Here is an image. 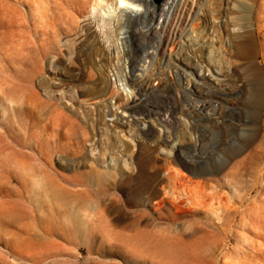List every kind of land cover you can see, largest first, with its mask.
<instances>
[{
	"label": "rangeland",
	"instance_id": "obj_1",
	"mask_svg": "<svg viewBox=\"0 0 264 264\" xmlns=\"http://www.w3.org/2000/svg\"><path fill=\"white\" fill-rule=\"evenodd\" d=\"M90 1L0 0V264H264V0H187L169 60L164 0L118 56Z\"/></svg>",
	"mask_w": 264,
	"mask_h": 264
},
{
	"label": "bare ground",
	"instance_id": "obj_2",
	"mask_svg": "<svg viewBox=\"0 0 264 264\" xmlns=\"http://www.w3.org/2000/svg\"><path fill=\"white\" fill-rule=\"evenodd\" d=\"M186 1L187 0H164L163 3L161 4V7H160V12L158 14H155L153 13L152 14V17H151V26L149 27L150 30H152L153 32H155L156 34V38H154V45L157 43H161L162 41H165V47L164 50L162 51V58L163 59H167L169 60L170 59V52H171V48H172V40L170 38V33L166 34V38L164 37V30L167 29V28H172L175 24L174 23H177V15L180 14L181 12H184V10H186ZM246 3V2H245ZM244 3V4H245ZM249 3V4H248ZM251 2H247L246 4L248 5V7H251L250 5ZM253 3V1H252ZM251 3V4H252ZM190 4V3H189ZM250 5V6H249ZM155 4L153 2H151L150 0H91L89 2V6H88V15L86 17V20L90 23V25L95 28L94 30L96 31V35L98 37V39L100 40V42L102 43V46H105L106 47V51L109 52V54L113 53L115 55H120L121 54V51H123L124 49V42H125V39L126 37H128L127 33H128V27L130 25H135V24H140L141 20L143 18L146 17V14H147V11L148 9H152L154 8ZM254 6V5H253ZM247 7V6H246ZM252 9V8H251ZM180 12V13H179ZM187 12V11H186ZM192 12V11H191ZM183 14V13H182ZM197 14V13H196ZM186 18V17H185ZM194 20V19H193ZM110 21L113 22H116L115 26H117V34H114L117 36L118 35V38L116 40V42H112L113 44H111V36L110 34H113L112 33V28L114 26H110ZM186 21V20H185ZM189 21V20H188ZM196 21V20H195ZM194 22V21H193ZM192 22V23H193ZM182 23V22H181ZM187 24V22H186ZM177 25V24H176ZM178 26V25H177ZM192 26V25H191ZM250 26V25H249ZM247 26L249 29L248 31L250 32V30L252 31L253 29H250L252 28L251 26L249 27ZM245 27V26H244ZM254 28V27H253ZM160 29L162 31H160ZM242 29V28H241ZM246 29V28H244ZM171 30V29H170ZM181 30V29H180ZM236 30V29H235ZM247 30V29H246ZM149 31V30H148ZM147 31V32H148ZM242 31V30H241ZM140 32V31H139ZM137 31H134L133 34L137 35L138 37H142L143 35L141 33H139ZM168 32V31H167ZM150 33V32H149ZM244 33V32H243ZM253 33V32H252ZM114 35V36H115ZM141 35V36H140ZM244 35V34H243ZM251 35V34H250ZM145 36V35H144ZM149 36V35H148ZM241 36V35H240ZM239 36V39H242L240 38ZM248 36V35H247ZM115 37H113L114 39ZM250 38V37H248ZM143 39V38H142ZM77 40V39H76ZM127 40V39H126ZM145 40V39H143ZM146 41V40H145ZM247 42V40H246ZM153 43V42H152ZM163 44V43H162ZM126 45V44H125ZM152 45V46H154ZM151 47V46H150ZM161 47V46H160ZM135 48V47H134ZM159 48V47H158ZM141 50V54H142V57H144V59H151V60H154L155 57L157 56L156 54V50L155 51H151V52H148V50H145L143 47L140 48ZM212 49V48H211ZM105 50V49H104ZM249 52V51H248ZM252 52V51H251ZM134 58V56H133ZM159 58V57H158ZM87 69V68H86ZM207 71H211L209 67L206 68ZM214 69V68H213ZM134 71H139V72H142L143 70L141 69H134ZM215 71L213 74H212V77L211 78H208V80H211V81H219L220 79L217 78V76H223L222 72L220 70H213ZM222 79V78H221ZM115 80V78H114ZM113 80V82H114ZM112 81V80H111ZM220 82V81H219ZM149 83V82H148ZM215 83V82H214ZM227 85V84H226ZM249 89V88H248ZM221 90V89H219ZM157 91V90H156ZM236 91V90H235ZM153 92V91H152ZM150 92V93H152ZM143 93V92H142ZM141 93V97L139 98H131V106L132 107H135V106H140L142 105L141 103L146 99L147 96H143ZM129 96H130V93H128ZM117 96V94H116ZM156 96V94H155ZM227 96V95H225ZM121 97V96H120ZM149 97V96H148ZM154 97V96H153ZM150 99V98H149ZM148 99V100H149ZM228 100V99H227ZM115 101V100H114ZM217 102V101H216ZM147 103V102H146ZM210 103V102H209ZM150 104V102H149ZM157 104V103H156ZM156 104H154L152 107H147V105L145 106L144 109H146V112L147 114L146 115H157L158 114V108L157 107H154ZM116 106V105H115ZM118 106V105H117ZM116 106V107H117ZM144 106V105H143ZM212 106V105H211ZM215 107V105H213V108ZM142 108V107H141ZM121 110V108L119 109ZM125 110V109H124ZM143 110V108H142ZM245 110V109H244ZM114 111V110H113ZM166 111V110H165ZM169 111V110H168ZM231 111V110H230ZM111 112V111H110ZM123 112V111H122ZM126 111L123 112V114L125 113ZM119 113V111H118ZM137 113V112H136ZM117 114V112H115V115ZM129 114V112H128ZM126 113V115L128 116V118L132 117L128 115ZM114 115V119H116ZM119 115V114H118ZM125 115V116H126ZM210 116V115H209ZM121 117V115H120ZM124 117V116H123ZM136 117V116H135ZM134 117V118H135ZM127 118V119H128ZM138 118V117H137ZM141 118H143L141 116ZM140 118V119H141ZM148 120H149V117H147ZM125 119V120H127ZM117 120V119H116ZM122 120V119H121ZM136 120H139V119H136ZM115 121V120H114ZM134 121V120H133ZM132 121V122H133ZM145 121V120H144ZM143 121V122H144ZM129 122H131V120H129L127 123L129 124ZM139 122V121H137ZM147 122V121H146ZM135 123V122H134ZM152 123V122H151ZM122 124V123H121ZM107 125V124H106ZM108 126L111 127V128H114V132L115 129L116 130H119L118 132H123V129H121V127L118 125V123H108ZM107 126V127H108ZM150 126V125H149ZM102 129V128H101ZM112 130V129H111ZM106 133V132H105ZM161 134V132H160ZM105 137V136H104ZM109 137V136H108ZM159 139V138H158ZM162 139V137H161ZM159 142V141H158ZM168 142L165 138V140H163V143H166ZM133 145V144H132ZM94 147V146H93ZM165 150V149H164ZM170 150V149H169ZM168 150V151H169ZM196 154V153H195ZM194 154V155H195ZM206 155V154H205ZM197 157V156H196ZM200 158L201 155H200ZM206 158V157H205ZM185 159V158H184ZM217 159V158H216ZM219 159V158H218ZM190 160V159H189ZM193 160V159H192ZM199 160V159H198ZM200 161V160H199ZM185 162L186 164L188 165H192V166H195L192 162H189L187 159H185ZM93 164V163H92ZM196 164V163H195ZM221 164V163H220ZM196 167V166H195ZM167 174V173H166ZM170 176V175H169ZM182 177V176H181ZM174 178V177H173ZM171 180H174L172 179V176H171ZM170 181V179H169ZM186 185V184H184ZM183 185V186H184ZM186 187V186H185ZM181 188V187H180ZM184 188V187H183ZM187 189V188H186ZM184 191L183 192H186V196L185 198H187V202L190 201V200H195L197 199V194L199 192H193V191H186L185 188L183 189ZM199 195V194H198ZM212 199V198H211ZM186 200V199H185ZM184 200V201H185ZM173 201V200H171ZM179 201V200H178ZM182 203V202H181ZM184 203V202H183ZM178 204V202H177ZM171 205V203H170ZM186 205V204H185ZM179 204L178 205H175L174 204V207L176 209L179 208Z\"/></svg>",
	"mask_w": 264,
	"mask_h": 264
},
{
	"label": "water",
	"instance_id": "obj_3",
	"mask_svg": "<svg viewBox=\"0 0 264 264\" xmlns=\"http://www.w3.org/2000/svg\"><path fill=\"white\" fill-rule=\"evenodd\" d=\"M154 2L157 4V3H160L161 0H154Z\"/></svg>",
	"mask_w": 264,
	"mask_h": 264
}]
</instances>
